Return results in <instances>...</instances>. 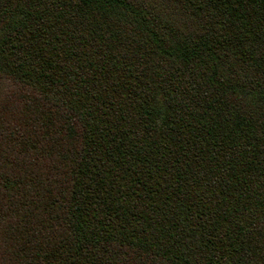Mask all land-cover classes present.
I'll use <instances>...</instances> for the list:
<instances>
[{
  "label": "trees",
  "instance_id": "obj_1",
  "mask_svg": "<svg viewBox=\"0 0 264 264\" xmlns=\"http://www.w3.org/2000/svg\"><path fill=\"white\" fill-rule=\"evenodd\" d=\"M0 264H264V0H0Z\"/></svg>",
  "mask_w": 264,
  "mask_h": 264
}]
</instances>
